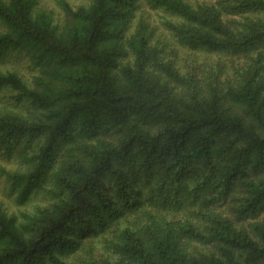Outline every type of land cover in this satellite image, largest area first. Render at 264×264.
Here are the masks:
<instances>
[{
	"label": "trees",
	"instance_id": "trees-1",
	"mask_svg": "<svg viewBox=\"0 0 264 264\" xmlns=\"http://www.w3.org/2000/svg\"><path fill=\"white\" fill-rule=\"evenodd\" d=\"M85 1L61 0L60 23L38 0H0V55L25 52L40 70L33 85L0 70V88L34 109L0 111V145L27 165L2 171L19 202L41 188L52 200L23 218L0 204V264H63L56 252L73 248L75 224L106 230L161 203L186 213L187 190L204 223L148 208L145 221L122 229L120 259L102 264H264V0H219L222 9ZM143 4L166 13L162 23L181 45L243 63L222 77L223 63L204 87L161 66L171 78L161 82L148 69L159 56L150 23L136 20ZM186 239L213 250L190 253Z\"/></svg>",
	"mask_w": 264,
	"mask_h": 264
},
{
	"label": "rangeland",
	"instance_id": "rangeland-1",
	"mask_svg": "<svg viewBox=\"0 0 264 264\" xmlns=\"http://www.w3.org/2000/svg\"><path fill=\"white\" fill-rule=\"evenodd\" d=\"M66 1H68L73 7H78L80 4L86 3L85 0ZM186 1L195 5L198 3L216 4L219 9H222L219 0ZM37 6L39 9L52 11L56 22L61 23L64 21L65 12L61 0H38ZM165 15L166 13L164 14L162 11L153 10L143 4L141 8H139L136 17L137 21L145 19L150 23V30L152 31L151 44L155 46V49L157 50L156 53L159 56L158 59L150 63L148 69L155 70L159 73L156 77L157 79L161 82H167V79L171 80L166 71H163L160 68L161 66L178 74L182 79L196 78L198 81L197 85L203 87L207 81L206 77L223 69V63L227 64V68L223 71L222 77L236 73L237 65L242 64L244 59L240 63H237L239 55H228V57L224 58L220 57L218 53L198 51L181 45L162 23L163 16ZM223 16L226 20L230 18L225 11H223ZM3 30L4 24L0 19V31ZM155 62L160 63L158 68L155 65ZM0 70L17 71L23 79L29 83V85L34 84V77L39 74L40 71L39 68L33 64L28 55L25 54V52L20 51H10L6 55H0ZM178 83L181 84V88L188 85V82L185 83L181 79ZM17 95L18 92L10 87L0 88V111L30 115L34 110L30 101L27 99L20 101L17 99ZM93 140H95V138ZM26 166L27 165L23 164L20 156L8 154L6 149L0 145V204L8 213L14 214L19 218H23L22 215L24 213L35 214L41 208L48 206L52 202L51 197L45 188L35 191L24 203L18 201L19 188L14 187L12 181H10L7 175L2 171V168L6 167L11 170H17L21 168L24 169ZM196 178L197 176L191 171L188 176L189 181L195 182ZM187 191L184 195L185 203L183 202V209L181 208L182 210L179 211L181 212L187 207L186 213L177 214L178 212L176 211L175 206L171 203L169 204V207H165L161 203L158 206L148 208L157 216L167 218L168 220L171 219V221L178 222L179 219H185L188 216L189 219L196 223H204L203 216L199 213L201 207L198 206V203L191 201L192 196L188 194ZM143 200H146V198H143ZM146 202H148V200ZM148 208L142 210L141 207L139 210L133 212L128 211L127 215L117 220L106 230L98 228L96 231H90L84 222V226L82 224H75L71 229L72 236H70L69 244L70 246L72 245L73 248L66 251L56 252V254L63 260V264L116 263L121 257V254L117 249V244L120 243L122 229L127 224H141L142 221H145L146 215L149 212ZM260 217H264V212ZM205 221H207L206 218ZM202 227H205V225H202ZM185 241L190 253H209L213 250V247L194 239H186Z\"/></svg>",
	"mask_w": 264,
	"mask_h": 264
}]
</instances>
